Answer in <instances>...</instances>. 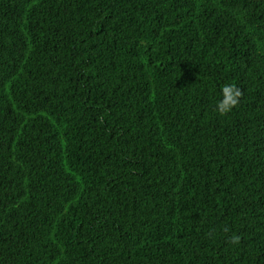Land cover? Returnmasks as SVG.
Wrapping results in <instances>:
<instances>
[{
  "label": "trees",
  "instance_id": "obj_1",
  "mask_svg": "<svg viewBox=\"0 0 264 264\" xmlns=\"http://www.w3.org/2000/svg\"><path fill=\"white\" fill-rule=\"evenodd\" d=\"M0 264H264V0H0Z\"/></svg>",
  "mask_w": 264,
  "mask_h": 264
},
{
  "label": "clouds",
  "instance_id": "obj_2",
  "mask_svg": "<svg viewBox=\"0 0 264 264\" xmlns=\"http://www.w3.org/2000/svg\"><path fill=\"white\" fill-rule=\"evenodd\" d=\"M242 96V89L236 84L228 83L223 85L221 88V98L216 101L214 105V111L220 116L229 114L233 109L238 107ZM223 231L224 233H228L229 228L225 226ZM214 234V232H211L208 235L211 237L214 236ZM227 239L229 243L234 245L240 242V236L236 234L228 236Z\"/></svg>",
  "mask_w": 264,
  "mask_h": 264
}]
</instances>
